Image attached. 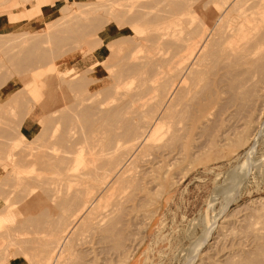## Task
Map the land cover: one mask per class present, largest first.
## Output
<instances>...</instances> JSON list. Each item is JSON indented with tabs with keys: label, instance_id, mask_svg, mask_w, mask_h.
<instances>
[{
	"label": "rangeland",
	"instance_id": "1",
	"mask_svg": "<svg viewBox=\"0 0 264 264\" xmlns=\"http://www.w3.org/2000/svg\"><path fill=\"white\" fill-rule=\"evenodd\" d=\"M147 1L148 2L150 1L148 3V6H150V8L147 6ZM163 1L165 2V4L162 5V3H164ZM163 1L162 0H159V1H157V0H155V1L154 0H59V1L58 0H55V1L54 0H0V131H1L0 136L3 135V136H5V138L7 136L6 139L3 136L0 137L1 138L0 141H2L1 142L2 144L0 143V145H1L0 148L1 147L4 148V149L1 148L2 151H0V152H4V154L1 153L0 155H2L6 160V156L8 155V152L11 153V156H10L11 161L9 160L8 162L7 161L5 162V160L4 161L2 160V163L0 162V187H1L0 188V217H1L0 224L2 225V227L0 225V264H33V263H35L37 261L36 259H39V257H40L39 255H41L40 253H43L42 249L45 245L44 242L47 241L48 235H50L49 232L55 231V227H57V224L53 223V222H57V218L54 219L55 218L54 215H56V217H57V215L60 212V208L62 207L61 204L63 202L60 204L59 200L63 199V197L65 198V194L63 192L65 190L64 187L68 186L67 191H69V190H71L69 188H72V190L76 189V188L74 189L73 188L74 186H71V185L74 184V185H76L75 187L78 186L77 181H76L77 177L74 178V180L76 179L75 181L73 180L74 183H73V181H72V183L70 182L71 185L69 183L67 184L68 180H66V181L63 180L64 182H66L65 183L66 186L63 187L64 190L62 191V190H60V189H62V186H63L62 182H61L62 179L60 181L58 173L56 171H52L53 168H50L48 165L47 166H44V165L39 166L38 164H37L38 167L42 168V169H38L37 165L35 166L37 169H35V167L33 169L28 167L29 162L26 159L28 157V156L26 157L27 154L32 153V152H34V154L36 153V155L39 153V156L43 153L46 154V152H47V154L48 153L52 154V153H54L53 151H55L53 148L54 147L58 148L60 146L59 144L62 143V137H63L62 135L60 137L58 136L59 138L57 137L58 138L56 141L57 143L55 141H54L55 143H53V141H52V143L47 142L48 141L47 139L51 138L49 136V134H50L49 131H46L49 129L45 128V131L49 133L48 137H47L45 135L46 132L43 130V128L46 126L45 125L46 123L51 125L50 128L53 127L54 122L52 121V124H53L52 125L51 124V117H50V116H52L51 112L56 109L55 110L57 112L56 117L53 116L55 118H57V116H59V115L65 116L66 112L67 113L72 112L71 115L73 114V117L75 119L79 114L83 115L82 117L80 115H79V117H77L78 119L80 118L82 121L80 119L79 120L77 119L78 121L76 120V122H75V119L71 118V120H69V124H71L70 122L72 120H73L72 121L73 125L77 124V126H74V128L72 127L71 132L73 133V138H75V140H77V138H82L80 140L78 139L79 141L76 142L77 143L76 147H81L83 145L84 146L83 148L86 151L82 152L81 154L83 155V157L85 159H88L89 156H92L93 151H100L102 148H100L99 150H97V149L99 147L103 146L102 145L103 143H102V141L100 142V140H103L104 138L99 139V135H97V132L95 131L96 127L105 121H108V123H110V124L117 123L119 120V119L117 120L118 117L113 116L114 115L113 113L116 109H118V112H120V114L122 112L123 114L127 115L126 118L128 119V115L131 117L132 110H135L133 108L136 106L138 107V105L144 100V97H146L145 99H147V100L143 101L141 103L142 104L141 106L139 105V109H141V110L136 109L135 114H136V116H138V114H140V113H142V115H143L148 111V110L146 112L142 111V108L144 107V105L146 106V102L149 100L148 98L150 97V95L147 97V94H149V91L152 90L151 87L149 86L150 83L156 84V82L147 81V82H149L148 86L150 88L147 87L148 89H146V90H149V91H147L145 96H142V98H138V97H140V96H138V94L140 93V95H141V91L144 92V90H145V89L140 90V87L138 86L139 85L138 83L143 78V77H141V79H140L139 77L142 75L145 78H147L149 76H153V74L151 75V73H150L151 70H149L150 72L148 71V69L152 68L151 63H153L152 65L154 66L155 63L158 62L159 58L163 59L164 57H166L165 55H167V53L171 54L170 51H172V49H173L172 46H169L172 48V49L170 48V50L166 46L171 45L173 43L177 44V43H175L176 41L174 39H177V42H178L179 38H183L182 36H184V38L188 37V35L192 34V32H190V31H193V29H194V31H193L194 33H198L202 28H206V27L209 28V22L211 21L210 22V25H211L212 20H211V17H209L208 12H207V10L210 9L208 7L211 6L212 7L211 10H213V11H215V9H217V8L221 9V7L217 4H215V5L218 7L214 6V2L212 3L211 0L208 1L209 4L207 6H205L206 5L205 3H207V0H178V1L175 0V2H177V3H174L173 2L174 0H168V1L163 0ZM166 1L168 4H166ZM202 1H206V2H202ZM218 1L220 2V0H218ZM236 1H238V0H236ZM239 1H241V0H239ZM244 1H246V2L244 3ZM250 1L254 2V0H242V2H240V5L243 3L241 6L243 7L245 5L243 8L247 9V6L249 8V6L252 5V4H250ZM257 1H264V0H257ZM46 2H48V5L45 7H43V6L41 7V5H44ZM160 2H161V4L157 5V3H160ZM178 2L181 4L183 3V6H181L180 9L176 11V7H179V6H177L179 4ZM200 2H202L204 7H206L207 9L206 8L201 9V7H200L201 3ZM150 3L152 5H154L155 7L152 6ZM194 3H197L196 6ZM49 4H51V5H49ZM171 4L172 5L177 4L175 6V10H173L174 6H172ZM145 5L149 11L147 9H146L147 11H145V8H144ZM169 5H171L170 7H172V10L170 8H169V10L167 9ZM198 5H200V6H198ZM203 5H202V7H203ZM132 6L136 7V8H133ZM29 7H30V10H25L26 8H29ZM139 7H141L142 9H140ZM164 7H166V8L164 9ZM198 7H199V10H198ZM151 8H153V10ZM159 8L161 9V12H163V14L160 13ZM162 8H163V11H162ZM190 8H191V10H190ZM213 8H215V9H213ZM135 9L138 11H136ZM155 9H157V10H155ZM132 10H134L135 12ZM154 10H155V12H154ZM166 10L169 11V13L168 12L167 13L169 15H171L172 17L166 13ZM188 10L192 11V13L190 11H189L190 13H188ZM197 10L199 12L195 13V11H197ZM202 10H203V14H201ZM247 10H249V9H247ZM250 10L251 11H249V12H246V11L245 12L246 13H250V12L252 13V10L257 11V9H255V8H251ZM126 11H128V12H126ZM131 11L133 12V14L131 13ZM139 11H140V13L138 14ZM150 11H151V13H150ZM173 11H175V12L173 13ZM145 12H146V15L141 16V14H143V13L145 14ZM171 12L175 15H173ZM122 13L123 14L125 13L124 16L121 15ZM128 13H130V16H133L134 14H136V15H134L135 19L131 18ZM148 13H150V14H148ZM152 13H154V15ZM158 13L160 14V16L162 15V18H160V16L158 17V15H159ZM185 13H187V14H185ZM234 13H236V11ZM164 14H167L168 16L164 15ZM148 15L149 16L151 15L150 18ZM200 15H202V16H200ZM120 16L121 17L123 16L124 18L127 17L128 19L130 18L127 21V23H129V24L125 25L127 18L125 20L123 17H122L123 19L120 18ZM164 16L166 18L167 17H169V18L166 20L164 18ZM188 16L189 17L191 16V17L189 18ZM203 16H206V17L204 19H200V18H203ZM142 17H144V18H142ZM145 17H147L146 18L147 20H150L151 18H154L151 20H155V18H156V20H158V18H159L160 21L159 20L156 22L153 21V24H151L152 23L151 21H147V22H151V23H147L146 20L143 21V19H145ZM97 18H98V20H97ZM113 18H115V19H113ZM180 18L182 19V21H184L183 25H182V22L180 21L181 20ZM192 18H193V20H192ZM162 19H164V21ZM197 19H200L201 21H203V22H201L200 20L198 21L199 25H200V23H202V26L200 25L199 31H196L197 30L196 28L199 27L198 24H197L198 26L195 25L197 23V21H196ZM94 21H96L95 24L93 23ZM117 21H118V23H119V21L122 22V24L124 22L125 23L123 25L119 23L120 24L119 25V24H117ZM84 22L89 28L85 27ZM88 22L90 25L87 24ZM189 23H192V25L191 24L189 25ZM80 24L83 26H80ZM91 24L93 25V27H91ZM145 24H148V25H145ZM193 24L195 26H193ZM178 25H180V26H178ZM220 25H222V24H220ZM76 26L77 27L80 26V27L77 28ZM189 26H191V27H189ZM218 26H216L217 29H218ZM69 27H71V28H69ZM97 27L98 28L100 27L99 29H97L98 31L96 30ZM193 27H196V28H193ZM220 27L222 28V26H220ZM82 28H85L83 30V35L87 34V36H85V37L90 38L88 36L93 37L94 34H95L94 36L97 37V38L91 37L90 40L89 39L87 40V38H86L87 42L84 40L85 39V37H84L83 42H85L86 45L88 44L87 46H89V44H91L93 41L99 40V39H100L99 40L100 43H99V41H98L99 44H96L93 42L95 46L91 44L92 45L91 47H93V48L92 49L90 47L87 48L86 45H84V43L81 42L82 41L81 37H83ZM86 28H87V30H86ZM92 28L95 30H91ZM190 28L191 29L193 28V29L191 30ZM221 28L216 30V32L218 31L217 33L219 34L218 38L220 36L221 37L223 36V32L221 35L219 32L220 30H222ZM74 29H76L74 31L75 33H72ZM79 29L81 32H79ZM109 29L113 30L114 34L110 37H107V36H105V33H106V30H109ZM134 29H135V31L132 32V30H134ZM166 29H167V31H166ZM174 29L175 30L177 29V30L174 31ZM181 29H184V30H181ZM185 29H187L189 32L188 31L186 32ZM178 30L180 31V33L183 32L184 34L183 33L180 34ZM77 31H78L79 37L77 35ZM92 31H93V33L95 31V33L93 34ZM168 31H169V33H168ZM152 32L156 36H154V35L151 36L150 34ZM162 32H164V33L166 32L165 34H163L164 36L161 34ZM185 33L187 36L185 35ZM187 33H189V34H187ZM47 34L50 35V38H49V35H47ZM133 34H136V36H134ZM157 34H160V35H157ZM173 34L175 36H178V37L176 38ZM251 34H252V32L248 33L246 35V37L251 36ZM147 35H149L148 38L149 37L153 38V36H154L155 38H157V40L151 39V38L148 39ZM216 35L217 34L213 35L214 38L216 37ZM57 36H60V37H57ZM131 36L135 37V39L134 38L131 39ZM140 36H142V37H140ZM168 36H169V38H168ZM172 36L175 38H173ZM55 37L57 39L60 38L62 40L61 41H60V39L57 40ZM116 37H118V38H116ZM122 37H125L126 39L130 38L129 40H131V41L133 40L132 42H134V44H132V42H131V47H129L130 43H128L129 41L127 42L128 39L127 40L125 38L122 39ZM138 37L140 39H142V42L139 43V44L142 43L141 46L136 44L137 42H139ZM144 37L146 38V40L148 39L150 41V39H151L152 41L153 40L154 41L156 40V41L154 44L151 43L152 41L151 42L148 41V43H147V41H145ZM158 37H159V39L161 38L160 40H162V41H160L158 39ZM166 37L168 40L166 39ZM47 38H49L50 40ZM114 38H116L117 40H115ZM214 38H212V39H214ZM218 38L216 40L214 39L215 41L213 40L214 44L215 43L221 44V41H222L221 39H223V38L220 39L221 40L220 42H218L219 41ZM112 39H113L112 43L114 46L111 45L108 49H113V48L115 49L117 47L116 49L118 51L116 53L118 54L120 52L121 48L123 49V47L124 48L127 47V49L125 48V49H123V51L121 49L123 55H124V53H126L124 51L127 50L126 56H123L121 53H119V54L123 58L127 57L129 60L125 61L124 60L125 58H124V59H121V61H117V60H119V59H117L116 60L117 62H114L116 58L111 59V61H110V59L109 60L106 59V57L108 55L107 44H109L108 41H110V40L112 41ZM169 39H171V40H169ZM172 39L174 40V42L172 41ZM91 40H92V42H90ZM121 40H123V43ZM136 40H138V41L136 42ZM211 40H210V38L208 40V42L210 41L209 43H211V44L208 43L209 47H207V52H208V50L211 52L212 49L214 48L216 50V51H214V49H213V51L215 53L216 52L218 54L223 53L222 51L220 52V50H222V48H220V50H218L219 49L218 47L220 45L214 46ZM54 41H55V43H54ZM88 41H89V43H88ZM124 41H126V42H124ZM168 41L170 43L167 45L166 42L168 43ZM160 42H161V45L159 44ZM80 43H81V45H80ZM143 43L147 44L146 48H144ZM150 43L153 46L154 45H156V46L153 47L152 45H150ZM33 44H35L37 46H35ZM165 44H166V46H164ZM29 45H31L30 46L31 48L29 47ZM32 45L36 49L33 48ZM54 45H56V47ZM73 45L75 47L74 49H73ZM134 45H135V47H134ZM69 46H71V47H69ZM139 46L141 48L143 46L142 50L139 48ZM150 46H152V48ZM221 46H222V44H221ZM68 47L72 48V50L69 49ZM80 47L83 50H81ZM56 48H59V49L55 51L54 49H56ZM129 48L130 49L133 48V50L131 51ZM154 48L156 51L153 50ZM164 48H166V51L163 50ZM216 48H218V49H216ZM248 48L249 47H247V46L246 47L243 46L241 49H239L238 51H235L232 55L228 56L227 59L226 58H219L220 56L224 57L223 54L222 55L220 54L219 56L217 54L218 59H216L215 56H213V55L207 54L206 57L209 56V57H207L208 59L205 57L206 60L204 59L202 62V65H199L200 66L199 69L203 71L201 73L202 77L200 74L199 75L197 74L198 79H200V80H198L195 78L196 77V74H195L194 75L195 77L194 76L193 77L196 79V81L194 79H192L193 77L191 78L192 80H194V82H196L198 84H194V86H191L192 80L190 79L188 81V82H191L190 91L193 92L194 94L190 93L189 87H188L187 91L183 90V92H186V93H184L185 97L183 98V96H182V98L184 100L186 99L187 103L190 102L188 104V106L185 105L184 107H182L180 105V101H182V99L180 98V100H179V97H180L179 95L183 94V92L180 93L178 95V97L176 98L179 100V101L176 100L177 102H179V103H176V104H178V105H176L177 107L175 106L177 109L176 113H178L181 116L175 114L177 116L174 117L175 118L174 120L177 121V124L175 123L176 121L173 120L172 123H174L175 125L172 124L173 126L171 128L173 129L175 126H177V128H179V130L181 131V132L179 131L178 134L176 135V137L178 139L177 138L176 139L174 138V140L172 139L173 142H171L170 139H169L170 141L167 139L168 142H167V140L165 142L164 140L162 141L161 139L153 140L152 142L155 141L153 143V144H155V146H153L154 148L153 147L151 148V151H149V153L151 152V154L148 153L149 155L147 156L146 159L150 158V156H151V158H153L152 161L156 160V162L159 163V158H160L159 156L162 152V151H160L159 147H160V145L161 146L163 145L162 146V148H163L165 145L164 142L168 143L167 145H165V146H167L166 149L167 148H169V149L175 148L177 151H179L180 156L179 155H177V157L174 156L175 158L167 157V158H165V160H164V158L161 157L162 159H160V160H163V161H161L160 165L165 167V164L170 162L172 167L168 166L167 167L168 170L166 171V173L159 179V183H160L159 188L162 187V185H164V187H163L164 189L162 188L163 191L160 190L162 193H161L160 199H158V201L154 202L152 200V198L154 197V195H153L154 190L153 189L150 190V195L151 194L152 195L151 196L149 195L150 198H147L146 202L150 201V203H152V202L153 203L150 204L149 202L148 203L145 202L146 207H145V209L143 208V211H142L143 213L141 214V216H143L144 214L147 215V212L149 210L152 211V213L148 212V214L149 215L151 214L152 216L149 217L147 220V225H146V228L144 229L143 236H140L142 234H141V228H139V227H141L142 224L140 225L138 223L137 225L139 227L137 226V228H134L133 229L134 231H132V234L128 237L129 239H127L125 241V245L123 248V250H124L123 254L124 253L126 254V252L131 253V257L129 258V260L127 261L126 264H234L232 262H236V261L237 262L239 261L240 264H253V263L254 264H264V56H262L261 59H257V60L255 58V60H253L254 63H251V61H249V55L247 54ZM28 49L30 50V51H28L29 54L26 51ZM40 49H43L44 52ZM45 49L48 52H50V51H52V52L47 53ZM66 49H67V52L64 51V54H62L61 53L62 50H66ZM68 49L70 51H68ZM145 49H148V50L151 49L150 50L151 53L153 50V51H155L156 54L154 52L151 54L150 51L149 52L147 50L145 51ZM157 49H158V51H157ZM159 49H161L163 52ZM143 50H144V52H143ZM130 51H131V53H130ZM81 52H83V53H81ZM159 52L163 53V54H159ZM52 53L53 54L57 53V55L59 53H61V54H59L60 56H57V55H52ZM261 53H262L261 55L264 54L263 52H261ZM141 54H143V55H141ZM26 55L30 58H28ZM45 55H47V56H45ZM120 55L117 57L119 58ZM144 55L151 56V57H149L150 59L147 57L148 60L145 56L146 60L150 61V62H151V58H154L156 55H159V56L161 55V56L160 57L157 56L158 58L156 59L155 63L153 62L155 59H153L152 62L150 63V66H148L149 68L147 67V69H146V66L149 64L143 58ZM153 55H155V56L153 57ZM23 56L25 57V59ZM44 56L46 59L43 58ZM132 56L138 57L137 62H136L138 65H140V63L142 64L143 60H145L144 63L145 62L147 63V65L145 64V67H144V65L143 66L140 65L141 68L144 67L143 69H141L140 66L138 67L139 70H143L142 72L140 71V73L142 75L139 72H138V74L140 76L135 75V76H138L137 79H139L138 80L139 82H137L138 85H135V87H134V84H136L135 82L137 80H136V78L134 79L133 77L131 78V80L129 79L130 82L125 85V87L128 89V90L126 89L127 94L128 93L130 94L133 91L131 88H135L134 90H136V86L138 87L137 89L140 90L139 93L137 90H136V92L135 91L134 92L137 95L136 101H138L139 103H136V101H134V99L131 100V96L136 97V95L133 94L134 92L131 93L132 95L130 94V100L131 101H129L128 97H127V96H129V94L127 96H124V95H126V93H123V91H125V87L122 86L123 87L122 88L121 86H118L120 88L113 87L114 89H111L112 86L109 85V84H111L110 80L105 85H101L100 83H97V84H94L90 88L87 87V85H85V84L87 82L88 83L93 82V81H91L93 79H89L90 82H89V80H86L87 82L85 80H83V82H82V80H81V82L83 83V86L85 85V87H82V83L79 81L80 82L79 84H81V87H82L81 89L78 88L80 86H78V83H76V82H78L77 79H76L75 85L71 84V83H73L72 79L73 80L75 79V78H73L74 75H76L75 77H77V74L79 73L78 75H81L82 72H83L82 74L84 75L85 73H87L90 66L93 65L94 63H95V65H94V76H96V77L100 76V77H102V79H108L107 76H108V70L109 69L111 70L114 67L113 68L114 72L117 73V72L121 71L122 70V69L120 70L121 67L119 66L117 68V66L120 64L123 65V63L127 64V63H129L130 60H131V63L134 60L136 61L137 57L133 59ZM140 57H142L141 58L142 62L139 61ZM213 58H215V59H213ZM258 58H260V57L258 56ZM43 59H45V61ZM49 59H52V61H50ZM162 59H159V60H162ZM46 60H49V62H51V64H53V65H49L50 63L48 61L47 62L49 64L46 63ZM207 60H208V62H207ZM213 60H215V62H212ZM107 61L109 63H112V62L116 63L115 64L116 68H115V65L113 63H112L113 67L112 66H109V68H108V66L105 67L104 64ZM108 62H107V64L109 65ZM24 63L26 65L29 64L31 66H29V65H28L29 67L25 66ZM45 63L48 64V67L49 66L53 67V71H55V72H53L52 75H50L48 73V72H52L50 67H49L50 69L48 71V67L46 66L48 72L45 70L46 68L43 69L44 71H41L43 64H45ZM118 63H120V64H118ZM136 63L133 62V65ZM159 63H160V61L158 62V65H159ZM40 64H42V66H40ZM125 65H123V66H125ZM129 65L131 66V64H127L126 66L128 67ZM209 65L211 66L210 68H209ZM87 66H88V68H87ZM39 67H40V72H42L45 76L44 75L42 76L41 73H37L39 71V69H38ZM155 67H156V65H155ZM155 67H153V68H155ZM232 67L235 69H233ZM124 68H123V70H127L126 68L125 69ZM129 68H131V67H129ZM228 68H230V69H228ZM231 68H232V70H231ZM69 69H72V70L70 71ZM117 69H119V70H117ZM144 69H146L147 75L144 73V71H145ZM204 69H205V72H204ZM207 69H209L208 70L209 72L207 71ZM225 69H227V71H225ZM56 70L61 71V72H64V71L66 72L67 70L69 71L67 74H64L66 77H64L63 80H61L62 77L59 79V82L61 80L62 84L59 82L57 84L54 83L53 78L57 77L56 73H58ZM33 71H35V72L37 71L36 74H39V76L38 75L36 76V74L33 75V73H35ZM84 71H86V72H84ZM135 72H137V70ZM199 72H201V71H199ZM46 74L50 77L52 76L51 77L52 82L50 80V77L45 78L47 76ZM148 74H149V76H148ZM31 75L36 76V77L31 78L32 77ZM59 75H61V74H59ZM133 76H134V74H133ZM37 77H39V78H37ZM79 77L80 76H78L79 80L82 79ZM40 78H41V80H40ZM4 79H6V80H4ZM30 79H31V81H30ZM46 79H48V80H46ZM66 80L68 82H69V80H71L72 82L70 81V83H68ZM133 80H134V82L132 85L131 81H133ZM55 81H56V78H55ZM63 81L70 84L71 88L69 89L70 85L65 87L67 85V83H65V86H64ZM147 82L145 84H147ZM36 83H39V84H36ZM51 84H54V85H51ZM35 85L37 86L38 89H36L34 87ZM50 85H51V88H50ZM56 85H58L59 87ZM62 85L65 87V89L67 88L68 90L67 89L65 90L64 87H62ZM72 85L74 86V88L75 87H77V88H75L73 90ZM188 85H189V83H188ZM54 86H55V88H53ZM104 86H105V89H107L106 86H108V90L111 89V90H109V92H111L112 90H114V91H112L111 93H107L108 90H107V92L105 90H98V88L104 89ZM130 86H132V87L130 88ZM20 87H22V88H20ZM192 87H193V89H192ZM196 87H198L197 88L198 90L196 89ZM19 89L20 90L22 89V90L20 91ZM33 89H35L34 93H33V91H31ZM44 89L46 91L48 90L49 93L45 92ZM53 89H55V90H53ZM191 89L194 91H192ZM94 90L97 93V94H95L96 97L93 95ZM195 91H196V93H195ZM39 92L41 94L44 93L42 95V97H41V94ZM116 92L117 93L120 92L121 94L122 93L124 94V95L122 94V96H121L122 101L119 98L120 97L119 94H117L119 97L116 96ZM143 92H142V94H144ZM188 92L191 94V96L188 95L189 94ZM59 93L62 94V96H60ZM89 93H91L93 95V97H95V98L93 99L92 95H89V99H88L87 96ZM99 93H100V96L98 95ZM103 93H105L106 95L108 94V96H109V97L107 96L108 99H105V96L103 95ZM15 94H17L18 96ZM36 94L39 96H37ZM110 94H111V96H110ZM152 94H154V93L152 92ZM20 95L22 96V100H21ZM35 95H36L35 98L38 97L36 99L37 102L34 101L35 99L33 98ZM50 95H52V96H50ZM85 95H87L86 96L87 99L84 98ZM192 95L194 96L193 98H192ZM57 96H60V97L57 98ZM103 96H104L105 102L102 101ZM18 97H19V99H18ZM39 97H41V98H39ZM64 97H68V98H64ZM80 97H82V98L79 99ZM115 97H116V99H118V101L115 99ZM186 97H188V99ZM189 97H190V101L188 102ZM53 98L54 99L56 98V99L54 100ZM83 98L85 100H83ZM191 98L193 100H191ZM32 99H34L33 101L35 103L32 102ZM67 99L71 100V101H68ZM74 99H76V101L79 102L78 103L79 107L81 105L83 106L84 101H85V103L87 102L86 104L88 107L87 106H85V107H87L88 109L83 107L84 109L81 108L82 111H81V109L79 111V109L75 107V106H77V103H76V101H74ZM91 99H93V100H91ZM89 100H90V102L93 101V103H95L97 101L96 103H98L97 105L99 106V108H101V107L105 108V109H101V110L99 109L101 112H103V110H104V112L106 113L105 110L107 109V107H109L107 105H110V104H111L110 105L111 107L109 109L110 112L113 109V105H115V108H114L115 110L113 109L111 114L110 113L107 114L109 112V110H108V112L106 113L107 115L105 113L100 112L101 116L105 115L103 120H101L100 113L98 112L99 110L96 111L94 109L95 105L93 106L89 102V104L92 105V108L95 111L91 107H89L90 106V105H88ZM113 100L115 102H118L117 103L118 105L116 103L113 104L114 103ZM23 101H26V102H23ZM108 101H110V103ZM112 101H113V103H112ZM119 101L121 103H119ZM148 102H147V104H148ZM73 103L75 104L74 107H73V105H74ZM126 103H128V104L126 105ZM65 104H67V106ZM71 104H72V107H71ZM123 105H125L126 107ZM30 106H31V109H30ZM64 106H66V107H64ZM98 106L96 107V109L98 108ZM147 106H149V105H147ZM178 106H179V108H178ZM5 107H7L8 110L5 109ZM58 107H60V109L63 108V110L62 109H61L62 111L59 110ZM69 107H71L72 109L75 108L76 110L75 109L71 110V108L69 109ZM120 107H122L124 110L119 111ZM65 108H67V110ZM89 108H90V110H89ZM145 108L149 109L147 107H145ZM28 109H30V110H28ZM77 109L79 112L77 111ZM85 109H87V110H85ZM198 109H200V110H198ZM137 110H139V112L140 111L141 112L137 113ZM143 110H144V108H143ZM179 110H180V113L181 112L182 113L185 112V113L180 114ZM26 111H27V114L25 113ZM75 111L78 112V113L76 112V115H74ZM91 111L96 112L97 114L94 113L95 115H93V113ZM61 112H64V113L61 114ZM89 112L92 113L91 116H90ZM143 112H145V113H143ZM58 113H60V114L58 115ZM83 113H85V115ZM129 113H131V114H129ZM43 114H44V116H43ZM87 114H88V116H87ZM98 114H99L100 119L98 118ZM71 115L69 114V116H68L69 118L65 116V119H63L64 118L63 117L62 119L64 121L62 120L63 123L61 122L58 125V128H60L61 125H62L61 126V128H62L63 125L65 124L64 122L66 121V119L68 120V119H70V117H72ZM96 115H97L96 119L98 118L99 120H97V123H95L94 125L93 124L90 125V122L96 121V120H94ZM150 115H151V113H150ZM40 116L43 117V121L46 118V120L44 121L45 124H43L44 123L43 121H42V124L36 123L37 122L36 117H40ZM136 116H133L134 118L132 117L131 121L136 119L137 118ZM139 116L141 117V115H139ZM139 116H138V118H139ZM47 117H49L50 119H48ZM53 117H52V120H54ZM6 118H7V120H6ZM18 118H20L21 121ZM1 119L2 120L4 119V120L2 121ZM17 119H18V121H17ZM198 119H199V121H198ZM84 120H85V122H84ZM115 120H117V121L115 122ZM180 120H181V122H180ZM182 120H183V122H182ZM192 120H193V122H192ZM6 121H7V123H6ZM16 121L18 123H16ZM46 121H48V122H46ZM81 122L83 123V125ZM184 123L187 126H185ZM79 124H80L81 128H80ZM84 124L86 125V127ZM7 125H8V128H7ZM14 125H17V126H14ZM42 125H44L43 128L41 127ZM65 125H68V123H66ZM9 126H11V128H9ZM91 126H92V128H91ZM88 127L90 128V130ZM183 127H185V128H183ZM38 128H40L39 130L42 129L41 132L38 131ZM180 128L182 130L186 129L185 132H184V130L182 131ZM5 129H7V130H5ZM15 129L18 131H16ZM62 129H64V128H62ZM62 129H58L59 134H60V130H62ZM84 129H86V130L84 131ZM2 130H5V131L2 132ZM12 130H13L14 136L12 135ZM78 130H80L81 133L83 131L84 134L83 133L81 134ZM168 130H170V128ZM19 131L21 132L22 136L19 134ZM74 131H76V133H74ZM5 132H7V133H5ZM77 132H79V133H77ZM8 133L10 135V138L8 136ZM38 133H41L40 136H42V137H40V140L42 138L41 145L39 144L40 140H38V136H37ZM43 134H44V137H47V138H44ZM181 134L183 137L181 136ZM178 135H180V136H178ZM32 136H34L35 138H31ZM11 137H12V140H11ZM73 138L71 140L74 141ZM4 139L7 141V143ZM43 139H46L45 142ZM59 139H61L60 140L61 142L58 141ZM179 139H180V141H179ZM29 140L30 141L33 140V142L29 143ZM51 140H53V139H51ZM54 140H56V137L54 138ZM159 142H161V143H159ZM162 142H163V144H162ZM178 142L181 144H179ZM3 143H5L6 146ZM26 143H27V145H25ZM31 143H32V145H31ZM48 143H49V145H47ZM99 143L100 144L102 143V144L100 145ZM21 144L22 145L24 144V145L22 146ZM29 144L31 145V147ZM35 144L38 145V147ZM97 144H99V147ZM156 144H158L159 146H157ZM50 145H51V147H46V146H50ZM61 145H65V144H61ZM168 145H169V147H168ZM39 146L43 147V148L41 149ZM29 147L33 150V151L31 150L32 152L30 151ZM32 147H34V149ZM35 147H36V149H35ZM95 147H98V148H95ZM20 148H22V149H20ZM27 148H28V150H27ZM57 148H56V151L57 150L60 151V149H62L61 146H60V148H58V149ZM156 148H157V150H156ZM19 149L21 151H19ZM23 149H24V151H23ZM102 151H100V152H102ZM154 151H157V152H154ZM40 152H43V153L40 154ZM15 153L16 154L18 153V154L16 155ZM96 153H95V155H97V158L96 157L95 158L98 160L95 161V159H92L95 156L94 154H93L94 156H92V158L90 157L93 161L91 159L89 160V161L93 162L94 165H98L101 162V158H99V155H98L99 153L98 154H96ZM156 153H157V155H156ZM158 153H159V155H158ZM45 154H44V156L43 155H41V156H43V157H49L50 156V155L45 156ZM103 155L105 156V153L102 152L100 157L101 156L104 157ZM154 155H156L157 158ZM86 156H87V158H86ZM0 158H1V156H0ZM21 158L23 161L21 160ZM13 159L16 160L17 162L13 161ZM45 159H47V158H45ZM99 159H100V162H99ZM177 159H179V160H177ZM91 162L88 164L90 165ZM153 162H155V161H153ZM2 164H3V166H2ZM17 165H18V167H17ZM87 165L85 166L86 168H88V167L94 168L95 167V166H93V164H92V166H87ZM23 167H24V172L22 169ZM26 167L28 168L27 170H25ZM20 169L22 170V172H20ZM46 169H47V172H46ZM30 170L33 172H31ZM35 170H37V171H35ZM85 170H88V169H85ZM27 171H30V172H27ZM80 171H82V169ZM25 172H27V174ZM37 172H39L40 174H38ZM44 172H45V175H44ZM53 172H55V174ZM34 173L36 175H34ZM42 173H43L44 179H43ZM17 175H19V176H17ZM39 175H40V177H39ZM20 176H21V178H18ZM23 176H24V179L26 178L25 179L26 181H28V179H29L30 182L29 181L26 182L25 180H23V178H22ZM29 176H31V177H29ZM38 177H39V179H38ZM17 178H18V180H16ZM36 178L38 179V181ZM55 178H56V181H55ZM31 179H33V180L31 181ZM34 179H36V180H34ZM40 179H41V181H39ZM20 180H21L22 184H21V182H19ZM22 180L24 181L25 184L23 183ZM12 181L14 182V185H13ZM69 181H71V180H69ZM10 182H12V183H10ZM31 182H33L34 184L32 183L33 184L32 185ZM42 182L45 184H43ZM60 182H61V184H60ZM19 183H20V186H17ZM56 183H58V184H56ZM1 184H3V185H1ZM23 184L25 185V186H23V189L25 191L22 190V187H21ZM35 184L38 185V188L37 187L35 188V186H34ZM53 184H54L55 188H54ZM10 185H11V187H9ZM27 185L31 188H29ZM30 185H32L33 187ZM39 185H41V186H39ZM42 185H44V186H42ZM47 185L49 188H52V186H53V188L49 189V188H47ZM8 187H9V190H8L9 192H7V190H5V189H8ZM26 188L30 191L28 192ZM17 189L21 192H19ZM32 189H33V191H32ZM48 189L52 190V191H49ZM53 189L54 190L56 189L55 194H57V197L55 196V194H53L54 193ZM57 190H59L58 191L59 193H61V194L63 193L62 195H64V196L61 197L59 195V193L57 192ZM12 191L14 193H15V191H17L19 194L18 193L14 194ZM48 191H49V193H47ZM60 191H62V192H60ZM30 192H31V194H30ZM50 192H52V195ZM65 192H66V190H65ZM12 193L14 194V197L12 196L13 195ZM27 193H29V194L26 195ZM47 195H51V196H47ZM3 198L5 200H3ZM48 198H49V200H48ZM13 199H14V201H13ZM18 200H20V201H18ZM54 200L55 201L57 200V201L55 202ZM9 201H12L13 205L8 203ZM15 201H16V204H15ZM17 201H18V203H17ZM53 201H54V204H53ZM4 203L6 206L4 205ZM56 203H58L60 205H58ZM54 205H56V208ZM7 206H8V208H7ZM51 206H53L54 208ZM47 208H48V210H47L48 212H46ZM2 209L4 211H2ZM54 209H55V212H54ZM57 210H59V211H57ZM145 210H146V212H144ZM7 211H9V212H7ZM153 211H155V212L153 213ZM5 213H9V215L5 214ZM55 213H57V214H55ZM26 216H27V218H26ZM29 216H30V218H29ZM32 216L35 218H32ZM53 216H54V218H53ZM2 217H3V220H2ZM51 218L54 219V220L52 219L53 222H52ZM22 219L26 220V221L24 222ZM20 224H22V225H20ZM53 225H54V227H52ZM18 226H19V228H18ZM52 228L54 230H52ZM135 230L136 231L138 230L137 231L138 233L135 232ZM206 232H208L207 236L204 234ZM203 237H204L205 241L203 242L202 246L195 253H193L195 251L197 241ZM45 238H46V240H45ZM126 245H127V247H126ZM44 249H45V247H44ZM78 249L80 250V248H78ZM76 253H78V252H74V254H76ZM76 255H78V254H76ZM119 258H120V256L117 257V259H116V257H115V259L113 258L112 264L114 261H115L114 264H120L121 258L120 259ZM237 262L235 264H238Z\"/></svg>",
	"mask_w": 264,
	"mask_h": 264
},
{
	"label": "bare ground",
	"instance_id": "2",
	"mask_svg": "<svg viewBox=\"0 0 264 264\" xmlns=\"http://www.w3.org/2000/svg\"><path fill=\"white\" fill-rule=\"evenodd\" d=\"M155 1V0H154ZM157 1H159V0H157ZM163 1V0H162ZM168 1V0H167ZM167 1H166V4H168L167 3ZM178 1V0H177ZM208 1H210V0H207V3H205L206 5L205 6H207L208 4H209V2ZM135 2V1H134ZM150 2V1H149ZM148 1H147V6H148V3H149ZM164 2V1H163ZM170 2V1H169ZM174 3H177V2H175V0L173 1ZM180 2V1H179ZM178 2V3H179ZM197 2V1H196ZM202 2H206V1H202ZM202 2H200L201 3V6L200 5H198V6H200L201 7V9L202 8H206V7H204V5L202 4ZM211 2L213 3L214 2V6H216L215 4H217V5H219L220 7H221V9L219 8H217V9H215V8H213V9H215V11H213V10H211V6L210 7H208V8H210V9H208L207 10V12H208V15H209V17H211V20H212V23H211V25H210V22H209V28H202L201 30L199 29L200 28V25L202 26V23H200V25L198 24V21L200 20V19H204L206 16H203V18H200V19H197L196 21H197V23L195 24V25H199V27H193V28H196L195 30L196 31H199L198 33H194L193 31H194V29H193V31H190V32H192V34L191 35H188V37H186L187 35H186V33H185V37L186 38H184V36H182L183 38H179L178 39V42H177V39H174L176 42L175 43H177V44H174L173 42H174V40L172 39V43L174 44H171V45H168L170 42L168 41V43L166 42V44L168 45V46H166V44L164 45V46H166L169 50H170V48L171 47H169V46H172V51H170L171 52V54H168L167 53V55H165L166 57H164L163 59L162 58H159V59H162V60H159L158 59V62L160 61V63H159V65H158V62H156V59L158 58L157 56H159V55H153V57L154 58H151V62H152V60L153 59H155L153 62L155 63V65H156V67H155V65L153 66L152 64L153 63H151L150 61H147L148 60V58L149 57H151V56H146V55H144L143 56V58L146 60V58H147V63L149 64V65H147V63L145 62L144 63V61L145 60H143V62L141 61V58L142 57H140L139 58V61L140 62H142V64L140 63V65H144V67H145V64L147 65L146 66V69H147V67L148 66H150V63H151V69H148V71L149 70H151V75L153 74V76H149V74H148V76L149 77H147V78H145L141 73H140V71L142 72L143 70H139V66L140 65H138L136 62H137V59H138V57L136 58V57H133V59L134 58H136V61L134 60V61H132V63H131V60L129 61V63H127V64H131V66L129 65L128 67L123 63V65H125V66H123L122 64H120V63H118V64H120V65H118L117 66V68L120 66L121 68H120V70L121 71H119V72H114L113 70V64L115 65L116 63H109L108 61V63H109V65L107 64V62L104 64L105 65V67H107L108 66V68H109V66H112L113 68L110 70H108V76H107V78L108 79H102V77H100V76H94V65H95V63L93 64V65H91L90 66V68L88 69V71H87V73H85L84 75L81 73V75H78L77 74V77H75L76 75H74L73 76V78H75L74 80L72 79V81H73V83H71V84H73V85H75V82H76V79L78 80V82H76V83H78V86H80V87H78L79 89H81L82 87H85V85H87V87H92L94 84H97V83H100L101 85H105V84H107L108 82H109V80H110V82H111V84H109V85H111L112 87H111V89H114L113 87H118V86H123V87H125V85L127 84V83H129L130 81H129V79L131 80V78L133 77L134 79L136 78V84H134V87H135V85H138L139 87H140V90H146V89H148L147 87H151V91H149V90H144V92L143 91H141V95H140V93H139V91L140 90H138L137 88V86H136V90L138 91V96H140V97H138V98H142V96H145V94L147 93V91H149V94H147V97L150 95V97L148 98L149 100V102H148V104H147V102H146V106L144 105V110H143V108H142V111H147L146 113L145 112H143V113H145V114H143L142 115V113H140L139 112V110H141V109H139V105L141 106L142 104V102L143 101H146L147 99H145L146 97H144V100L138 105V107L136 106V107H134L133 109H135V110H132V114L131 113H129V114H131V117L128 115V119L126 118V116L127 115H125V114H123L122 112H121V114H120V112H118V109H114L115 108V105H113V109L115 110L114 111V115L113 116H117L118 118H117V120H118V122L117 123H115L117 120H115V124H110V123H108V121H105V122H102L101 124H99L97 127H96V129H95V131L97 132V135H99V139L100 138H104L103 140H100V142L102 141V145L103 146H101V147H99V144H97L98 145V147H95V148H98L97 150H99L100 148H102L100 151H102L103 153H105V156L104 157H100V155L102 154V152H100V151H91L92 152V156H94L95 155V153L96 154H98L99 152V158H101V162H100V159H99V162L101 163H99L98 165H94V163L93 162H91V161H89L91 158H92V156H89L88 157V159H85L84 157H83V155L81 154L82 152H84V151H86L83 147V145L81 146V147H76V145H77V141H79L80 139H82V138H77V140H75V138H73V133L71 132L72 131V127L74 128V126H77V124L75 125H73L72 124V121L70 122L71 124H69V120H71V118H74L73 117V114L71 115V113H69L72 117H70V119H66V121L64 122L65 124L66 123H68V125H63V127L62 128H64V129H62L61 128V126H60V128H58V125L62 122V120L63 119H65V116L66 117H68L69 116V114L66 112V114H65V116H62V115H59L60 113H58V115L59 116H57V118H55L56 117V114H57V112L55 111V110H53L52 112H51V114H52V116H50L51 117V124H52V121L54 122L52 125H53V127H51L50 128V126L51 125H49L48 123H46L45 124V120H46V118H45V120L43 121V117H36V119H37V124L39 123V124H42V121L44 122L43 124H45L46 126L43 128V126L44 125H42L41 127L43 128V130L45 131V128L46 129H49V130H46V131H49V133L48 132H44L45 133V135L48 137V134H49V136L51 137V138H48L47 140V142H49V143H52V141H53V143H55L56 141H57V139L62 135L63 137H62V143H60L59 145L61 146V148L62 149H60V151H56V148L54 147L53 149L56 151H53L54 153H52V154H47V152H46V154L45 153H43V152H40V154L41 153H43V154H41V155H43L44 156V154H45V156H49V157H43V156H39V153L36 155V153L34 154V152H32L33 150L30 148L31 147V145H32V143H31V145H30V151L33 153H29V154H27L26 155V159H27V161L29 162L28 164V167H30L31 169H33L37 164L40 166V165H44V166H49L50 168H53V170L52 171H56L57 173H58V176H59V178H60V181H61V179H62V189H60V190H64L63 189V187L64 186H66L65 185V183L66 182H64V181H66V180H71V181H67V184L69 183L70 184V182L72 183V181L74 180V178H76L77 177V184H78V186L77 187H75L76 185H71V186H74L73 188L75 189V190H72V188H69V189H71V190H69V191H67L68 189H67V187H64L65 188V190H66V192H65V190L63 191L64 192V194H65V198L63 197L64 195H62L61 193H59L58 191L59 190H57V192L59 193V195L61 196V197H63V199H60L59 200V202H60V204H61V208L58 206V205H60V204H58V203H56V204H58L57 206L60 208V212H59V214L57 215V217H56V215H54L55 216V218H54V216H53V218L54 219H56L57 218V222H53V218H51V220H52V222L53 223H56L57 224V227H55V231H50L49 232V234L50 235H48V238H47V241L46 242H44V247H45V249H44V247H43V253H40L41 255H39L40 257H39V259H36L37 261L35 262V263H33V264H112V259L114 258L115 259V257H116V259H117V257H119L120 256V264H126L127 263V261L129 260V258L131 257V253H127L126 252V254L124 253L123 254V248H124V245H125V241L127 240V239H129L128 237L132 234V231H134L133 229L134 228H137V224L139 223L140 225H141V227H139V228H141V234L142 235H140V236H143V232H144V229L146 228V225H147V220H148V218L149 217H151L152 215L150 214H148V212L149 213H152V211H148L147 212V215H143V216H141V214L143 213L142 211H143V208L145 209V205H146V203H150V201H148V202H146V200H147V198H150V196L152 195H150V190H154V197L152 198V200L154 201V202H156V201H158V199H160V196H161V191H163V187H164V185H162V187H160L159 188V179L166 173V171L168 170V166H171V164H170V162L169 163H167V164H165V167L164 166H162V165H160V163H161V161H163V160H160V159H162V158H164V160H165V158H167V157H173V158H175V157H177V155H179V151H177L175 148H167L166 149V147L167 146H165V145H167L168 143H165L166 142V140L168 139H170L171 140V142H173L172 141V139L174 140V138L176 139L177 137H176V135L178 134V132L180 131L179 130V128H177V126H175L173 129L171 128L173 125H175L174 123H172V121L175 119L174 117L175 116H177V115H179L178 113H176L177 111V109H176V105H178V104H176V103H179V102H177L176 100H178V99H176L177 97H178V95L180 94V93H182L183 92V90L184 91H187V89H188V87H189V91H190V84H191V82H192V84H191V86H194V84H198V83H196V82H194V80L196 81V79H198V76H197V74L199 75H201V77H202V70H200L199 69V65H202V62H203V60L205 59V57H206V55L208 54V55H213V56H215V58L216 59H218L217 58V52L215 53L214 51H216L214 48V51H213V49H212V51L210 52L209 50H208V52H207V47H209L208 45L209 44H211V43H209L208 42V40H209V38H210V40L212 39V38H214V36L213 35H215V34H217L216 35V37L214 38L215 40L218 38V36H219V34L216 32V30H218L219 28H221L220 26H222V30H220L219 32H220V35L222 34V32H223V36L221 37H219L218 39H219V41L218 42H220L221 40V44H222V46H221V44H217V43H213L215 40L214 39H212L211 41H212V43H213V45L215 46V45H220L218 48H216V49H218V50H220V48H222V50H220V52L222 51L223 53H219L218 54V56L221 54H223L224 55V57H219V58H228V56H230V55H232L235 51H238L239 49H241L243 46L244 47H249L248 48V50H247V54L249 55V61H251V63H254L253 62V60H255V58H256V60L257 59H261V57L262 56H264V54L263 55H261L262 53L261 52H263L264 53V1H257V0H254V2L252 3L251 1H250V4H252V5H250L249 6V8H248V6H247V9H249V10H247L246 8H243L241 5L243 4H241L240 5V2H242V0L241 1H236V0H220V2L218 1V0H211ZM210 2V3H211ZM239 2V3H238ZM246 1H244V3H245ZM171 3V2H170ZM169 3V4H170ZM139 4V3H138ZM151 4V3H150ZM149 4V5H150ZM158 4H161V2L160 3H157V5ZM163 4H165V2L164 3H162V5ZM195 4V6H196V4L197 3H194ZM137 5V4H136ZM140 5V4H139ZM138 5V6H139ZM143 5V4H142ZM152 5V4H151ZM172 5V4H171ZM171 5H169L168 6V10H169V8L172 10V7H170ZM177 4H173L172 6H174L173 8V10H175V6H176ZM202 5H203V7H202ZM38 6V5H37ZM135 6V5H134ZM152 6H154V5H152ZM151 6V7H152ZM165 6V5H164ZM177 6H179V7H176V11L177 10H179L180 9V7L181 6H183V3L181 4V3H179ZM133 7V6H132ZM142 7V6H141ZM141 7H139L140 9H142ZM149 8H150V6H148ZM155 7V6H154ZM153 7V8H154ZM216 7H218V6H216ZM133 8H136V7H133ZM144 8H145V11H147L148 9L146 8V5L144 6ZM153 8H151L152 10H153ZM166 7H164V9H165ZM178 8V9H177ZM193 8V7H192ZM196 8V7H195ZM243 8V9H242ZM251 8H255V9H257V11H253L252 10V13L250 12V13H246V12H249V11H251L250 9ZM147 9V10H146ZM207 9V8H206ZM205 9V10H206ZM136 10V9H135ZM155 10H157V9H155ZM155 10H154V12H155ZM159 10H160V13H162L163 14V12H161V9L159 8ZM158 10V11H159ZM168 10H166V13L168 12L169 13V11ZM190 10H191V8H190ZM190 10H188V13H192V11H190ZM198 10H199V7H198ZM195 11V13L196 12H199V11ZM247 10V11H246ZM132 11H134V10H132ZM131 11V13L133 14V12ZM136 11H138V10H136ZM141 11V10H140ZM140 11L138 12V14L140 13ZM144 11V10H143ZM149 11V10H148ZM157 11V12H158ZM162 11H163V8H162ZM165 11V10H164ZM190 11V12H189ZM236 11V13H234ZM246 11V12H245ZM126 12H128V11H126ZM135 12V11H134ZM175 11H173V13H174ZM206 12V13H207ZM150 13H151V11H150ZM150 13H148V14H150ZM165 13V12H164ZM167 13V14H168ZM172 13V12H171ZM170 13V14H171ZM172 13V14H173ZM194 13V12H193ZM194 13V14H195ZM201 13V12H200ZM205 13V12H204ZM125 14V13H124ZM124 14L122 13L121 15H123L124 16ZM129 14V16H130V13H128ZM144 14V13H143ZM143 14H141V16H145L146 15V12H145V14L143 15ZM153 15H154V13H152ZM151 14V15H152ZM159 14V13H158ZM167 14H164V15H167ZM185 14H187V13H185ZM201 14H203V10H202V13ZM120 15V14H119ZM134 15H136V14H134ZM134 15L133 16H130L131 18H134ZM150 15V16H151ZM157 15V14H156ZM169 15V14H168ZM167 15V16H168ZM173 15H175V14H173ZM190 15V14H189ZM205 15V14H204ZM113 16V15H112ZM116 16V15H115ZM118 16V15H117ZM122 16V17H123ZM127 16V15H126ZM125 16V17H126ZM138 16V15H137ZM149 16V15H148ZM147 16V17H148ZM150 16H149V18H150ZM160 16V14L158 15V17ZM169 16H171V15H169ZM185 16V15H184ZM196 16V15H195ZM194 16V17H195ZM200 16H202V15H200ZM121 16H120V18H122ZM147 17H145V19H143V21L144 20H146V22L147 21H151V22H147V23H151V24H153V21L154 22H156V21H158L159 20V18H158V20H156V18H155V20H151V19H154V18H151L150 20H147L146 18ZM153 17V16H152ZM156 17V16H155ZM172 17V16H171ZM176 17V16H175ZM182 17V16H181ZM189 17V16H188ZM191 17V16H190ZM189 17V18H190ZM116 18V17H115ZM115 18H113V19H115ZM119 18V17H118ZM124 18V17H123ZM122 18V19H123ZM127 18V17H126ZM126 18H124L125 20H126ZM140 18V17H139ZM142 18H144V17H142ZM148 18V19H149ZM160 18H162V15L160 16ZM164 18L167 20L169 17H165L164 16ZM177 18V17H176ZM183 18V17H182ZM187 18V17H186ZM197 18V17H196ZM130 19V18H129ZM128 18H127V20H126V23H125V25L126 24H129V23H127V21L129 20ZM135 19V18H134ZM141 19V18H140ZM178 19V18H177ZM181 19V18H180ZM179 19V20H180ZM97 20H98V18H97ZM112 20V19H111ZM137 20V19H136ZM163 21H164V19H162ZM188 20V19H187ZM186 20V21H187ZM192 20H193V18H192ZM195 20V19H194ZM208 20V19H207ZM206 20V21H207ZM93 21V20H92ZM100 21V20H99ZM122 21V20H121ZM140 21V20H139ZM160 21V20H159ZM181 22H182V25H183V23H184V21H182V19L180 20ZM201 21V20H200ZM95 22L96 21H94L93 23L95 24ZM109 22V21H108ZM123 22V21H122ZM122 22H120L119 21V23L120 24H122ZM166 22V21H165ZM189 22V21H188ZM201 22H203V21H201ZM208 22V21H207ZM92 23V22H91ZM92 23V24H93ZM98 23V22H97ZM96 23V24H97ZM118 23V21H117V24H119ZM123 23V24H124ZM143 23V22H142ZM206 23V22H205ZM84 24H85V22H84ZM87 24H89V22L87 23ZM91 24V27H93V25ZM116 24V25H117ZM119 24V25H120ZM122 24V25H123ZM187 24V23H186ZM185 24V25H186ZM192 25V23H189V25ZM193 24V26H195ZM220 24H222V25H220ZM90 25V24H89ZM103 25V24H102ZM145 25H148V24H145ZM184 25V26H185ZM197 25V26H198ZM207 25V24H206ZM219 25V26H218ZM80 26H83V25H81L80 24ZM80 26H78V27H80ZM101 26V25H100ZM178 26H180V25H178ZM183 26V27H184ZM187 26V25H186ZM216 26H218V29H217V27ZM77 27V26H76ZM77 27V28H78ZM85 27H88L86 24H85ZM95 27V26H94ZM121 27V26H120ZM177 27V26H176ZM189 27H191V26H189ZM205 27V26H204ZM69 28H71V27H69ZM68 28V29H69ZM76 28V29H77ZM89 28V27H88ZM100 28V27H99ZM98 27L96 28V30L97 29H99ZM174 28V27H173ZM181 28V27H180ZM186 28V27H185ZM188 28V27H187ZM76 29H74L73 30V32L72 33H75L74 31L76 30ZM85 28H82V35H83V30H84ZM178 29V28H177ZM176 29V30H177ZM191 29V28H190ZM191 29V30H192ZM86 30H87V28H86ZM91 30H95V29H91ZM175 29H174V31H176ZM181 30H184V29H181ZM186 30V32L188 31L187 29H185ZM89 31V30H88ZM98 31V30H97ZM133 31H135V29L134 30H132V32ZM166 31H167V29H166ZM179 31V30H178ZM79 32H81L80 31V29H79ZM86 32V31H85ZM84 32V33H85ZM137 32V31H136ZM142 32V31H141ZM189 32V31H188ZM252 32V34H251V36H248V37H246V35L248 34V33H251ZM91 33V32H90ZM92 33H93V31H92ZM91 33V34H92ZM94 33H95V31H94ZM93 33V34H94ZM166 33V32H165ZM164 32H162L161 34L163 35V34H165ZM168 33H169V31H168ZM167 33V34H168ZM179 33H180V31H179ZM181 33H183V32H181ZM180 33V34H181ZM86 34V33H85ZM89 34V33H88ZM92 34V35H93ZM114 34V31L113 30H106V33H105V36H107V37H110V36H112ZM175 34V33H174ZM173 34V35H174ZM184 34V33H183ZM187 34H189V33H187ZM47 35H49V34H47ZM53 35V34H52ZM51 35V36H52ZM77 35H78V31H77ZM90 35V34H89ZM95 35V34H94ZM93 35V37L92 36H88V37H90V38H87V37H85V36H87V34L86 35H83V37H81L82 38V43H84V45H86V43L85 42H83V38L85 37V41L87 42V40L89 39H91V37L92 38H97L96 36H94ZM134 36H136V34H133ZM151 36L152 35H154L153 34V32L150 34ZM157 35H160V34H157ZM161 35V36H162ZM179 35V34H178ZM148 36L149 35H147V38H148ZM154 36H156V35H154ZM153 36V38L152 37H149V38H151V39H156L157 40V38H155ZM160 36V37H161ZM164 36V35H163ZM175 36V35H174ZM213 36V37H212ZM57 37H60V36H57ZM78 37H79V35H78ZM140 37H142V36H140ZM173 37V36H172ZM171 37V38H172ZM176 38L178 37V36H175ZM175 37H173V38H175ZM212 37V38H211ZM49 38H50V35H49ZM49 38H47V39H49ZM52 38V37H51ZM54 38V37H53ZM56 38V37H55ZM86 38H87V40H86ZM116 38H118V37H116ZM116 38H114L115 40H117ZM123 38H125V37H122V39ZM132 38H134L135 39V37H133V36H131V39ZM137 38V37H136ZM139 38V37H138ZM148 38V39H149ZM168 38H169V36H168ZM221 38H223V39H221ZM57 39V38H56ZM58 39H60V38H58ZM57 39V40H58ZM126 39V38H125ZM128 39V38H127ZM126 39V40H127ZM130 39V38H129ZM127 40V42L128 43H130V46L129 47H131V42L133 41H131V40ZM144 39H145V41H147V43H148V39L146 40V38L144 37ZM150 39V41L149 42H151L152 40ZM158 39H159V37H158ZM161 39V38H160ZM159 39V40H160ZM166 39H167V37H166ZM221 39V40H220ZM50 40V39H49ZM56 40V41H57ZM62 39H60V41H61ZM93 40V39H92ZM92 40L90 41V42H92ZM100 40V39H99ZM99 40H95V41H93L94 43H96V44H99L100 43V41ZM120 40V39H119ZM139 40V42H137ZM138 40H136V44L137 45H140L141 46V44H139L140 42H142V39H138ZM141 40V41H140ZM155 40V41H156ZM158 40V41H159ZM164 40V39H163ZM168 40V39H167ZM166 40V41H167ZM169 40H171V39H169ZM214 40V41H213ZM36 41V40H35ZM47 41V40H46ZM53 41V40H52ZM98 41H99V43H98ZM111 41V40H110ZM110 41H108L109 42V44H107V50H108V55H107V57H106V59H110V61H111V59H115V61L114 62H117V61H121V59H124L125 61L126 60H129L127 57H122L119 53H121L122 54V51H123V49H127V47H123V49H122V51H121V49H120V52L117 54L116 52L118 51L116 48L114 49L113 47V49H108L111 45H113V39H112V41L110 42ZM122 41V43H123V40H121ZM120 41V42H121ZM155 41L153 40L151 43H155ZM157 41V42H158ZM160 41H162V40H160ZM58 42V41H57ZM91 43L92 45H94V43ZM124 42H126V41H124ZM165 42V41H164ZM217 42V41H216ZM54 43H55V41H54ZM60 43V42H59ZM58 43V44H59ZM88 43H89V41H88ZM119 43V42H118ZM150 43V45H152ZM163 43V42H162ZM209 43V44H208ZM38 44V43H37ZM91 44H89V46H87L86 45V47L88 48V47H90L91 49L93 48V47H91L92 45ZM127 44V43H126ZM132 44H134V42H132ZM144 44V43H143ZM160 45H161V42L159 43ZM33 45H35V44H33ZM33 45H32V47H33ZM57 45V44H56ZM56 45H54L55 47H56ZM80 45H81V43H80ZM118 45V44H117ZM146 45L147 44H144V48H146ZM149 45V44H148ZM212 45V46H213ZM31 45H29V47H30ZM35 46H37V45H35ZM77 46V45H76ZM95 46V45H94ZM114 46V45H113ZM116 46V45H115ZM139 46V48L142 50V48H143V46H142V48ZM153 46V45H152ZM152 46H150L151 48H152ZM156 45H154L153 47H155ZM159 46V45H158ZM163 46V45H162ZM211 46V45H210ZM69 47H71V46H69ZM68 47V48H69ZM83 47V46H82ZM85 47V46H84ZM133 47V46H132ZM134 47H135V45H134ZM148 47V46H147ZM31 48V47H30ZM33 48H35V47H33ZM40 48V47H39ZM75 47H74V45H73V49H74ZM86 48V49H87ZM89 48V49H90ZM159 48V47H158ZM162 48V47H161ZM22 49V48H21ZM24 49V48H23ZM36 49V48H35ZM59 48H56V49H54L55 51L56 50H58ZM69 49H71L72 50V48H69ZM68 49V51H70ZM80 49H81V47H80ZM79 49V50H80ZM85 49V48H84ZM130 49V48H129ZM209 49V48H208ZM39 50V49H38ZM37 50V51H38ZM40 50H42L43 51V49H40ZM46 50V49H45ZM53 50V51H54ZM81 50H83V49H81ZM131 51L133 50V48L132 49H130ZM137 50V49H136ZM150 51V50H148V49H145V51ZM153 50H155V48L153 49ZM152 50V53L154 52L155 53V51H153ZM159 50H161V49H159ZM164 51H166V48H164L163 49ZM217 50V51H218ZM25 51V50H24ZM23 51V52H24ZM27 51V53L29 54V52L28 51H30L29 49L28 50H26ZM61 51V50H60ZM64 51H66L67 52V49L66 50H62V54H64ZM86 51V50H85ZM131 51H130V53H131ZM157 51H158V49H157ZM162 51V50H161ZM22 52V53H23ZM41 52V51H40ZM44 52V51H43ZM46 52L47 53H50V52H52V51H50V52H48L47 50H46ZM58 52V51H57ZM87 52V51H86ZM124 52H126L127 53V50H125ZM142 52V51H141ZM143 52H144V50H143ZM142 52V53H143ZM163 52V51H162ZM61 53H59V54H61ZM81 53H83V52H81ZM126 53H124V55L123 56H126ZM150 53H151V51H150ZM151 53V54H152ZM45 54V53H44ZM43 54V55H44ZM57 55V53L56 54H53L52 53V55H57V56H60V55ZM145 54V53H144ZM156 54V53H155ZM159 54H163V53H160L159 52ZM260 54V55H259ZM32 55V54H31ZM51 55V56H52ZM120 55V57L118 58L117 56H119ZM129 55V54H128ZM127 55V56H128ZM139 55V54H138ZM141 55H143V54H141ZM150 55V54H149ZM25 56V55H24ZM23 56V57H24ZM27 56V55H26ZM45 56H47V55H45ZM45 56L43 57V58H45ZM49 56V55H48ZM50 56V57H51ZM140 56V55H139ZM145 56H146V58H145ZM161 56V55H160ZM159 56V57H160ZM258 56L260 57V58H258ZM28 57V56H27ZM40 57V56H39ZM130 57V56H129ZM207 57H209V56H207ZM206 57V58H207ZM28 58H30V57H28ZM27 58V59H28ZM38 58V57H37ZM56 58V57H55ZM215 58H213V59H215ZM24 59H25V57H24ZM46 59V58H45ZM45 59H43L44 61H45ZM54 59V58H53ZM117 59H119V60H117ZM132 59V58H131ZM150 59V58H149ZM208 59V58H207ZM40 60V59H39ZM38 60V61H39ZM42 60V61H43ZM50 61H52V59H49ZM49 60H46V63H48L49 62ZM117 60V61H116ZM206 60V59H205ZM27 61V60H26ZM29 61V60H28ZM48 61V62H47ZM210 61V60H209ZM133 62H135L136 64H134L133 65ZM207 62H208V60H207ZM212 62H215V60H213ZM211 62V63H212ZM28 63V62H27ZM31 63V62H30ZM43 63V62H42ZM43 64V67H42V70L41 71H44L43 69H45L46 68V66L48 67V64L49 65H53V64H51V62H49L48 64ZM53 63V62H52ZM122 63V62H121ZM210 63V62H209ZM25 64V63H24ZM107 64V65H106ZM111 64V65H110ZM29 65V64H28ZM28 65H26L25 64V66H28ZM122 65V66H121ZM133 65V66H132ZM158 65V66H157ZM23 66V65H22ZM29 66H31V65H29ZM28 66V67H29ZM40 66H42V64H40ZM204 66V65H203ZM206 66V65H205ZM51 68V70H52V72H48L49 71V69ZM48 67V71H47V68L45 69L50 75H52V73L53 72H55V71H53V67H51V66H49ZM104 67V66H103ZM125 67L127 70H123V68ZM129 67H131V68H129ZM144 67H142L141 68V66H140V68L141 69H143ZM153 67H155V68H153ZM211 66L209 65V68H210ZM230 67V66H229ZM23 68V67H22ZM87 68H88V66H87ZM115 68H116V65H115ZM124 68V69H125ZM129 68V69H128ZM149 68V67H148ZM203 68V67H202ZM206 68V67H205ZM233 68V67H232ZM232 68H231V70H232ZM24 69V68H23ZM39 69V71L37 72V73H41L42 74V76L44 75L42 72H40V67L38 68ZM146 69H144L145 71H144V73L146 74L147 73V71H146ZM228 69H230V68H228ZM233 69H235V68H233ZM35 70V69H34ZM37 70V69H36ZM50 70V71H51ZM70 71L72 70V69H69ZM84 70V69H83ZM87 70V69H86ZM105 70V69H104ZM116 70V69H115ZM117 70H119V69H117ZM137 70V72H135ZM209 69H207V71H208ZM19 71V70H18ZM45 71V72H46ZM58 73H56L57 74V77H55L56 78V81H55V78H53V80H54V83H58L59 82V79L61 78V80H63V78L64 77H66L64 74H67L69 71L67 70L66 72L64 71V72H61V71H58V70H56ZM113 71V72H112ZM199 71H201V72H199ZM225 71H227V69H225ZM33 72H35V71H33ZM36 72L35 73H33V75L34 74H36ZM84 72H86V71H84ZM138 72L142 75V76H140L139 74H138ZM148 72V73H149ZM204 72H205V69H204ZM209 72V71H208ZM47 73V74H48ZM137 73V74H136ZM46 74V75H47ZM48 74V75H49ZM59 74H61V75H59ZM64 76H63V75ZM133 74H134V76H133ZM196 74V77L194 76ZM33 75H31L32 77L31 78H35L37 75L39 76V74H36V76H33ZM47 75V76H48ZM55 75V74H54ZM135 75H138V76H140L139 78L141 79V77H143L141 80H140V82L138 81L139 79H137V77L138 76H135ZM147 75V74H146ZM45 76V75H44ZM45 77V78H49L50 76H48V77ZM78 76H80L79 78H82V79H78ZM82 76V77H81ZM196 78H194V77ZM52 77V76H51ZM51 77H50V80H51V82H52V79H51ZM193 77V78H192ZM200 77V76H199ZM37 78H39V77H37ZM36 78V79H37ZM194 79V80H192V79ZM2 79V78H1ZM89 79H93V80H91V81H93V82H91V83H88L86 80H89ZM192 80L191 82H188L189 80ZM4 80H6V79H4ZM40 80H41V78H40ZM39 80V81H40ZM46 80H48V79H46ZM60 80V82L59 83H61L62 84V81ZM65 80V79H64ZM81 80H82V82H83V80H85L87 83L83 86V83L81 82ZM198 80H200V79H198ZM3 81V80H2ZM30 81H31V79H30ZM36 81V80H35ZM34 81V82H35ZM67 81V80H66ZM70 81L71 80H69V82L68 83H70ZM71 81V82H72ZM82 83V87H81V84H79L80 82ZM84 81V82H85ZM147 81H149V82H156V84H151L150 83V85L148 84L149 82H147ZM33 82V83H34ZM41 82V81H40ZM46 82V81H45ZM64 82V81H63ZM67 82H64L63 84H64V86H65V83H67ZM89 82H90V80H89ZM132 83V85H133V82H134V80L133 81H131ZM137 82H139L138 84H137ZM147 82V84H145ZM4 83V82H3ZM2 83V84H3ZM29 83V82H28ZM49 83V82H48ZM67 83V85L65 86V87H67L68 85H70V84H68ZM188 83H189V85H188ZM24 84V83H23ZM36 84H39V83H36ZM34 85V84H33ZM42 85V84H41ZM51 85H54V84H51ZM51 85H50V88H51ZM59 85V84H58ZM58 85H56V86H58ZM72 85V86H73ZM149 85V86H148ZM30 86V85H29ZM63 85H62V87H64ZM198 86V85H197ZM24 87V86H23ZM36 89H38L37 88V86L35 85L34 86ZM59 87V86H58ZM65 87H64V89H65ZM107 87V89H105V86H104V89H101V88H98V90H105L106 92H107V90H108V86H106ZM122 87V88H123ZM132 86H130V88H131ZM146 87V88H145ZM149 87V88H150ZM20 88H22V87H20ZM46 88V87H45ZM53 88H55V86L53 87ZM57 88V87H56ZM71 88V85L69 86V89ZM75 88H77V87H75ZM74 88V86H73V90L75 89ZM118 88H120V87H118ZM195 88V87H194ZM198 87H196V89H197ZM59 89V88H58ZM57 89V90H58ZM61 89V88H60ZM63 89V88H62ZM63 89V90H64ZM67 89V88H66ZM65 89V90H66ZM111 89H109V90H111ZM126 87H125V91H123V93H126V95H124L123 93V95L124 96H127L128 94H127V92H126ZM132 90V92H136V90H134L135 88H131ZM192 89H193V87H192ZM191 89V90H192ZM195 89V90H196ZM20 90V89H19ZM18 90V91H19ZM22 90V89H21ZM20 90V91H21ZM24 90V89H23ZM28 90V89H27ZM40 90V89H39ZM45 90V89H44ZM53 90H55V89H53ZM68 90V89H67ZM109 90H108V92L107 93H111L112 91H114V90H112L111 92H109ZM121 90V89H120ZM128 90V89H127ZM198 90V89H197ZM2 91V90H1ZM31 91H33V93H34V91H35V89H33V90H31ZM43 91V90H42ZM59 91V90H58ZM76 91V90H75ZM119 91V90H118ZM192 91H194V90H192ZM15 92V91H14ZM45 92H48V90L46 91L45 90ZM64 92V91H63ZM72 92V91H71ZM93 92V91H92ZM91 92V93H92ZM104 92V91H103ZM105 92V93H106ZM131 92V93H132ZM135 92L133 93V94H135ZM142 92L144 93V94H142ZM152 92L154 93V94H152ZM220 92V91H219ZM16 93V92H15ZM40 93V92H39ZM49 93V92H48ZM91 93H89L88 94V96L87 95H85L84 96V98L85 99H89V95H92ZM105 93H103V95L105 96V99H108V94L106 95ZM130 93V94H131ZM184 93H186V92H183V94H181V95H179L180 97H179V100H180V98L182 99V101H180V105L182 106V107H184L185 105L186 106H188V104L190 103L189 101H190V97H189V100H188V102L189 103H187V100L185 101L183 98L185 97V94ZM189 93V92H188ZM187 93V94H188ZM190 93H192V94H194L193 92H191L190 91ZM188 94V95H190L191 96V94ZM195 93H196V91H195ZM38 94V93H37ZM36 94V95H37ZM41 94V93H40ZM44 93H42L41 94V97H42V95H43ZM60 94V93H59ZM95 94H97L96 92H95V90H94V96L96 97V95ZM117 94H119L120 95V97L117 95ZM122 94L119 92V93H117L116 92V96L117 97H119L120 99H121V96H122ZM130 94H129V96H127L128 97V100L129 101H131V100H133L134 99V101H136L137 100V95H136V97H132L131 96V100H130ZM12 95V94H11ZM15 95H17V94H15ZM14 95V96H15ZM22 95V94H21ZM20 95V96H21ZM27 95V94H26ZM33 95V94H32ZM36 95L33 97L34 99H32V102H34V101H36V99L38 98H35L36 97ZM64 95V94H63ZM93 95H92V97H93ZM99 96H100V93L98 94ZM132 95V94H131ZM187 95V96H188ZM196 95V94H195ZM13 96V97H14ZM18 96V95H17ZM16 96V97H17ZM29 96V95H28ZM27 96V97H28ZM31 96V95H30ZM37 96H39V95H37ZM50 96H52V95H50ZM60 96H62V94H60ZM60 96H57V98H59ZM86 96H87V98H86ZM104 96H103V102H105V100H104ZM108 96V97H107ZM110 96H111V94H110ZM115 96V95H114ZM182 96H183V98H182ZM32 97V96H31ZM41 97H39V98H41ZM83 97V96H82ZM82 97H80L79 99H81ZM91 97V96H90ZM91 97V98H92ZM95 97H93V99L95 98ZM126 97V98H127ZM194 96L192 95V98H193ZM29 98V97H28ZM64 98H68V97H64ZM70 98V97H69ZM78 98V97H77ZM83 98V100H85ZM187 99H188V97H186ZM191 98V100H193ZM18 99H19V97H18ZM26 99V98H25ZM54 99V98H53ZM56 99V98H55ZM54 99V100H55ZM63 99V98H62ZM61 99V100H62ZM93 99H91V100H93ZM114 99V98H113ZM115 99H116V97H115ZM21 100H22V96H21ZM34 100V101H33ZM68 100V99H67ZM97 100V99H96ZM117 101H118V99H116ZM140 100V99H139ZM178 100V101H179ZM30 101V100H29ZM65 101V100H64ZM68 101H71V100H68ZM74 101H76V99H74ZM73 101V102H74ZM101 101V100H100ZM114 101V100H113ZM113 101H112V103H113ZM121 101H122V99H121ZM176 101V102H175ZM23 102H26V101H23ZM31 102V103H32ZM37 102V101H36ZM61 102V101H60ZM89 102H90V100L88 101V105H90L89 104ZM97 102V101H96ZM95 102V103H96ZM109 103H110V101H108ZM133 102V101H132ZM192 102V101H191ZM30 103V104H31ZM35 103V102H34ZM71 103V102H70ZM76 103H77V106H75V104L73 105V107L75 106L76 108H78L79 109V111H80V109L81 108H87L88 106H87V102L85 103V101H84V103H83V106L81 107H79L78 105V101H76ZM93 106H94V109L97 111V110H101V109H105V108H99V106L97 105L98 103H93V101H91L90 102ZM117 104L118 102H115L114 101V103L113 104ZM119 103H121L120 101H119ZM129 103V102H128ZM128 103H126V105L128 104ZM134 103V102H133ZM136 103H139L138 101H136ZM150 103V104H149ZM28 104V103H27ZM26 104V105H27ZM29 104V105H30ZM68 104V103H67ZM67 104H65L66 106H67ZM105 104V103H104ZM135 104V103H134ZM25 105V104H24ZM64 105V104H63ZM62 105V106H63ZM92 105H90L89 107H91L92 108ZM111 105V104H110ZM110 105H107V106H109V107H107V109L105 110L106 111V113L108 112V110L110 109ZM118 105V104H117ZM133 105V104H132ZM147 105H149V106H147ZM57 106V105H56ZM61 106V107H62ZM66 106H64V107H66ZM70 106V105H69ZM85 106H87V107H85ZM98 106V108L96 109V107ZM123 106H125V105H123ZM122 106V107H123ZM176 106V107H175ZM71 107H72V104H71ZM71 107H69V109L71 108ZM122 107H120L119 109V111H122V110H124ZM126 107V106H125ZM145 107H147V108H149V109H146ZM59 108V110H63V108H61L60 109V107H58ZM83 108V109H84ZM122 108V109H121ZM178 108H179V106H178ZM5 109H7V107H5ZM30 109H31V106H30ZM30 109H28V110H30ZM66 110H67V108H65ZM75 108H71V110H74ZM78 109H77V111H78ZM88 109V108H87ZM87 109H85V110H87ZM93 109V108H92ZM93 109V110H94ZM112 109V110H113ZM129 109V108H128ZM136 109H139V110H137V113H140V114H138V116L139 115H141V117L139 116V118H138V116H136ZM146 109V110H145ZM8 110V109H7ZM27 110V111H28ZM58 110V109H57ZM61 110V111H62ZM76 110V109H75ZM89 110H90V108H89ZM88 110V111H89ZM94 110V111H95ZM98 111L99 113L101 112V111ZM112 110H111V112H112ZM181 110V109H180ZM180 110H179V113H180ZM198 110H200V109H198ZM27 111L25 112L26 114H27ZM77 111H75L74 113V115H76V112ZM78 111V112H79ZM81 111H82V109H81ZM135 111V112H134ZM182 111V110H181ZM50 112V111H49ZM77 112V113H78ZM87 112V111H86ZM92 113H93V115H95L94 113H96V112H93V111H91ZM111 112H110V110H109V112L107 113V114H111ZM131 112V111H130ZM151 113V115H150V113ZM184 112V111H183ZM8 113V112H7ZM22 113V112H21ZM62 113H64V112H61V114ZM90 113V112H89ZM88 113V114H89ZM92 113H90V116H91V114ZM101 113H105L104 112V110H103V112H101ZM101 113H100V118H101V120H103V118H104V116H101ZM105 113V114H106ZM182 113V112H181ZM180 113V114H181ZM185 113V112H184ZM184 113H182V114H184ZM209 113V112H208ZM9 114V113H8ZM25 114V115H26ZM84 115H85V113H83ZM88 114H87V116H88ZM97 114V113H96ZM106 114V115H107ZM120 114V115H119ZM135 114V115H134ZM149 114V115H148ZM175 114H177V115H175ZM24 115V116H25ZM80 115V114H79ZM79 115L77 116V117H79ZM119 115V116H118ZM23 116V117H24ZM43 116H44V114H43ZM53 116H55V117H53ZM81 117L83 116V115H80ZM133 116H136L137 118L136 119H134V120H132L131 121V118L133 117ZM179 116H181V115H179ZM231 116V115H230ZM6 117V116H5ZM18 117V116H17ZM52 117H53V119L54 120H52ZM64 117V118H63ZM76 117V119H75V122H76V120L78 119ZM96 117H97V115L95 116V118H94V120H96V121H93V122H90V125L91 124H95V123H97V120H99L100 118H99V114H98V118L96 119ZM183 117V116H182ZM196 117V116H195ZM204 117V116H203ZM22 118V117H21ZM48 119H50L49 117H47ZM63 118V119H62ZM69 118V117H68ZM86 118V117H85ZM134 118V117H133ZM185 118V117H184ZM207 118V117H206ZM19 120H20V118H18ZM18 119H17V121H18ZM61 119V120H60ZM80 119V118H79ZM78 119V120H79ZM84 119V118H83ZM93 119V118H92ZM91 119V120H92ZM177 119V118H176ZM179 119V118H178ZM196 119V118H195ZM205 119V118H204ZM2 120V119H1ZM4 120V119H3ZM2 120V121H3ZM6 120H7V118H6ZM77 120V121H78ZM81 120V119H80ZM88 120V119H87ZM90 120V119H89ZM184 120V119H183ZM183 120H182V122H183ZM16 121V123H18ZM21 121V120H20ZM49 121V120H48ZM48 121H46V122H48ZM64 121V120H63ZM68 121V122H67ZM82 121V120H81ZM174 121H176V120H174ZM185 121V120H184ZM198 121H199V119H198ZM204 121V120H203ZM84 122H85V120H84ZM180 122H181V120H180ZM192 122H193V120H192ZM206 122V121H205ZM6 123H7V121H6ZM5 123V124H6ZM63 123V122H62ZM74 123V122H73ZM82 123V122H81ZM80 123V124H81ZM87 123V122H86ZM85 123V124H86ZM112 123V122H111ZM176 124H177V121L175 122ZM4 124V125H5ZM11 124V123H10ZM80 124H79V126H80ZM84 124V125H85ZM173 124V125H172ZM2 125V124H1ZM72 125V126H71ZM82 125H83V123H82ZM89 125V124H88ZM92 125V126H93ZM184 125H185V123H184ZM12 126V125H11ZM11 126H9V128H11ZM14 126H17V125H14ZM65 126V127H64ZM92 126H91V128H92ZM185 126H187V125H185ZM6 127V126H5ZM4 127V128H5ZM40 127V128H41ZM84 127V126H83ZM82 127V128H83ZM85 127H86V125H85ZM90 127V126H89ZM88 127V128H89ZM179 127V126H178ZM200 127V126H199ZM7 128H8V125H7ZM14 128V127H13ZM16 128V127H15ZM18 128V127H17ZM40 128H38V131L39 132H41V130H39ZM79 128V127H78ZM80 128H81V126H80ZM79 128V129H80ZM170 128V130H168V129ZM183 128H185V127H183ZM58 129H62V130H60V134H59V132H58ZM77 129V128H76ZM75 129V130H76ZM87 129V128H86ZM86 129H84V131L86 130ZM181 129V128H180ZM203 129V128H202ZM5 130H7V129H5ZM5 130H2V132L3 131H5ZM10 130V129H9ZM14 130V129H13ZM13 130H12V135L14 136V134H13ZM16 130V129H15ZM89 130H90V128H89ZM182 130V129H181ZM184 130V129H183ZM182 130V131H183ZM186 130V129H185ZM185 130H184V132H185ZM16 131H18V130H16ZM15 131V132H16ZM79 132H80V130H78ZM82 131V130H81ZM1 132V131H0ZM79 132H77V133H79ZM181 132V131H180ZM5 133H7V132H5ZM11 133V132H10ZM62 133V134H61ZM74 133H76V131H74ZM81 133V132H80ZM82 133H83V131H82ZM81 133V134H82ZM191 133V132H190ZM2 134V133H1ZM19 134L22 136V134H21V132L19 131ZM39 134V135H38ZM37 134V136H38V140H40V137H42V136H40V134L41 133H38ZM59 134V135H58ZM84 134V133H83ZM223 134V133H222ZM226 134V133H225ZM224 134V135H225ZM5 135V134H4ZM36 135V134H35ZM1 136H3V135H1ZM0 136V137H1ZM8 136H9V138H10V135H9V133H8ZM12 136V137H13ZM59 136V137H58ZM76 136V135H75ZM80 136V135H79ZM78 136V137H79ZM178 136H180V135H178ZM181 136H182V134H181ZM186 136V135H185ZM4 138H5V136H3ZM12 137H11V140H12ZM43 137H44V134H43ZM47 137H44V138H47ZM56 137V140H54V138ZM58 137V138H57ZM83 137V136H82ZM167 137V138H166ZM183 137V136H182ZM6 138H7V136H6ZM5 138V139H6ZM8 138V139H9ZM31 138H35L34 136H32ZM74 139V141L73 140H71V139ZM166 138V139H165ZM1 139V138H0ZM4 139V140H5ZM51 139H53V140H51ZM79 139V140H78ZM157 139H161L162 141L164 140L165 142H164V147L162 148V146L160 145V151H162L161 152V154H160V158H159V163L158 162H156V160H153V161H155V162H153L152 161V159L153 158H151V156H150V158H148V159H146L147 158V156L149 155V154H151V152L149 153V151H151V148L153 147V146H155V144H153L154 142H152L153 140H157ZM178 139V138H177ZM3 140V141H4ZM34 140V139H33ZM33 140L32 141H30L29 140V143L30 142H33ZM44 140V142H45V140L46 139H43ZM61 139H59L58 141L59 142H61L60 141ZM168 140H167V142H168ZM169 140V141H170ZM6 141V140H5ZM51 141V142H50ZM55 141V142H54ZM64 141V142H63ZM104 141V142H103ZM176 141V140H175ZM178 141V140H177ZM179 141H180V139H179ZM2 141H0V143H1ZM38 142V141H37ZM41 142H42V138H41V140H40V142H39V144L41 145ZM75 142V143H74ZM99 142V141H98ZM6 143H7V141H6ZM49 143L47 144V145H49ZM57 143V142H56ZM97 143V142H96ZM159 143H161V142H159ZM158 143V144H159ZM170 143V142H169ZM179 143V142H178ZM2 144V143H1ZM5 146H6V144L5 143H3ZM38 144V143H37ZM38 144V145H39ZM61 144H65V145H61ZM100 144V145H101ZM158 144H156L157 146H159ZM162 144H163V142H162ZM179 144H181V143H179ZM22 145V144H21ZM24 145V144H23ZM22 145V146H23ZM25 145H27V143L25 144ZM28 145V146H29ZM36 145V144H35ZM38 145H36L37 147H38ZM56 145V144H55ZM172 145V144H171ZM170 145V146H171ZM1 146V145H0ZM27 146V147H28ZM34 146V145H33ZM45 146V145H44ZM60 146L58 147V148H60ZM63 146V147H62ZM156 146V147H157ZM177 146V145H176ZM183 146V145H182ZM181 146V147H182ZM40 147V146H39ZM46 147H51V145L50 146H46ZM76 147V148H75ZM91 147V146H90ZM168 147H169V145H168ZM174 147V146H173ZM1 148H3V147H1ZM0 148V149H1ZM23 148V147H22ZM22 148H20V149H22ZM33 149H34V147H32ZM41 149L43 148V147H40ZM57 148V149H58ZM154 148V147H153ZM178 148V147H177ZM4 149V148H3ZM19 149V151H21ZM25 149V148H24ZM24 149H23V151H24ZM35 149H36V147H35ZM51 149V148H50ZM180 149V148H179ZM18 150V149H17ZM27 150H28V148H27ZM95 150V149H94ZM153 150V149H152ZM156 150H157V148H156ZM0 151H2V149L0 150ZM52 151V150H51ZM159 151V150H158ZM36 152V151H35ZM45 152V151H44ZM153 152V151H152ZM154 152H157V151H154ZM1 153H3L4 154V152H0V154ZM23 153V152H22ZM149 153V154H148ZM16 154V153H15ZM18 154V153H17ZM16 154V155H17ZM94 154V155H93ZM155 154V153H154ZM181 154V153H180ZM90 155V154H89ZM156 155H157V153H156ZM156 155H154V156H156ZM158 155H159V153H158ZM183 155V154H182ZM1 156V158H0V162L2 163V160L4 161L5 160V158L2 156V155H0ZM11 153H9L8 152V155L6 156V160H5V162L7 161H9L10 159H11ZM23 156V155H22ZM21 156V157H22ZM146 156V157H145ZM175 156V157H174ZM180 156V155H179ZM91 157V158H90ZM97 158V155H95L92 159H95V161L96 160H98V159H96ZM153 157V156H152ZM162 157V158H161ZM4 158V159H3ZM24 158V157H23ZM45 158H47V159H45ZM86 158H87V156H86ZM156 158H157V156H156ZM180 158V157H179ZM18 159V158H17ZM91 159V160H92ZM21 160H22V158H21ZM20 160V161H21ZM103 160V161H102ZM177 160H179V159H177ZM11 161V160H10ZM13 161H16V160H14L13 159ZM19 161V162H20ZM23 161V160H22ZM26 161V162H27ZM93 161V160H92ZM94 161V162H95ZM170 161V160H169ZM4 162V163H5ZM17 162V161H16ZM91 162V164L89 165L88 163H90ZM174 162V161H173ZM15 163V162H14ZM172 163V162H171ZM17 164V163H16ZM20 164V163H19ZM88 164V165H87ZM92 164H93V166H95L94 168H92V167H88V168H86L85 166L87 165V166H92ZM96 164V163H95ZM149 164V165H148ZM38 165H37V168L38 169H42V168H39L38 167ZM147 165V166H146ZM164 165V164H163ZM2 166H3V164H2ZM21 166V165H20ZM17 167H18V165H17ZM85 167V168H84ZM164 169H163V168ZM172 167V166H171ZM36 167H35V169H37ZM91 168V169H90ZM170 168V167H169ZM23 169V172H24V167L22 168ZM28 168L26 167V169L25 170H27ZM49 169V168H48ZM82 169V171H80ZM84 169V170H83ZM85 169H88V170H85ZM19 171V170H18ZM31 171V170H30ZM30 171H27V172H30ZM35 171H37V170H35ZM39 171V170H38ZM49 171V170H48ZM13 172V171H12ZM20 172H22V170L20 169ZM27 172H25L26 174H27ZM31 172H33V171H31ZM40 172V171H39ZM39 172H37L38 174H40ZM46 172H47V169H46ZM54 174H55V172H53ZM14 174V173H13ZM19 174V173H18ZM52 174V173H51ZM34 175H36L35 173H34ZM44 175H45V172H44ZM57 175V174H56ZM17 176H19V175H17ZM27 176V175H26ZM25 176V177H26ZM32 176V175H31ZM31 176H29V177H31ZM42 176H43V173H42ZM53 176V175H52ZM51 176V177H52ZM39 177H40V175H39ZM39 177H38V179H39ZM49 177V176H48ZM47 177V178H48ZM18 178H21V176L20 177H18ZM18 178L16 179V180H18ZM23 178V180H25L24 179V176L22 177ZM34 178V177H33ZM46 178V179H47ZM58 178V177H57ZM58 178V179H59ZM28 179V178H27ZM37 179V178H36ZM36 179H34V180H36ZM38 179H37V181H38ZM43 179H44V176H43ZM42 179V180H43ZM49 179V178H48ZM22 180V181H23ZM33 179H31V181H32ZM64 180V181H63ZM74 180V181H75ZM3 181V180H2ZM26 181V180H25ZM28 181H29V179H28ZM28 181H26V182H28ZM39 181H41V179L39 180ZM51 181V180H50ZM55 181H56V178H55ZM74 181H73V183H74ZM137 183H136V182ZM4 182V181H3ZM6 182V181H5ZM13 182V181H12ZM12 182H10V183H12ZM19 182H21V180L19 181ZM30 182V181H29ZM36 182V181H35ZM46 182V181H45ZM59 182V181H58ZM61 182H60V184H61ZM64 182V183H63ZM23 183H24V181H23ZM33 182H31V184H32ZM38 183V182H37ZM36 183V184H37ZM43 183V182H42ZM21 184H22V182H21ZM25 184V183H24ZM22 185L21 187H22V190H24L23 189V186H25V185ZM34 184V183H33ZM32 184V185H33ZM34 185L35 186V188L37 187L38 188V185ZM40 184V183H39ZM43 184H45V183H43ZM49 184V183H48ZM56 184H58V183H56ZM1 185H3V184H1ZM13 185H14V182H13ZM29 185V184H28ZM27 185V186H28ZM32 185H30V186H32ZM17 186H20V183L17 185ZM16 186V187H17ZM39 186H41V185H39ZM42 186H44V185H42ZM52 186V185H51ZM53 186H54V184H53ZM53 186H52V188H53ZM59 186V185H58ZM161 186V185H160ZM9 187H11V185L9 186ZM9 187H8V189H5V190H7V192H9L8 190H9ZM20 187V188H21ZM29 187V186H28ZM33 187V186H32ZM1 188V187H0ZM29 188H31V187H29ZM47 188H49L48 187V185H47ZM52 188H49V189H52ZM54 188H55V186H54ZM57 188V187H56ZM59 188V187H58ZM163 188V189H162ZM19 189V188H18ZM17 189V190H18ZM27 189V188H26ZM34 189V188H33ZM33 189H32V191H33ZM48 189V190H49ZM16 190V189H15ZM161 190V191H160ZM11 191V190H10ZM14 191V190H13ZM12 191V192H13ZM19 191V190H18ZM25 191V190H24ZM27 191L29 192L30 190H28L27 189ZM26 191V192H27ZM49 191H52V190H49ZM49 191L47 192V193H49ZM53 191H54V193L53 194H55V191H56V189L54 190L53 189ZM62 191H60V192H62ZM71 191V192H70ZM19 192H21V191H19ZM6 193V192H5ZM14 193V192H13ZM12 193V194H13ZM15 193L17 194L18 192L17 191H15ZM14 193V194H15ZM51 193V195H52V192H50ZM4 194V193H3ZM9 194V193H8ZM14 194L12 195L13 197H14ZM19 194V193H18ZM29 193H27L26 195H28ZM30 194H31V192H30ZM7 195V194H6ZM5 195V196H6ZM21 195V194H20ZM25 195V196H26ZM51 195H47V196H51ZM150 195V196H149ZM8 196V195H7ZM6 196V197H7ZM11 196V197H12ZM46 196V197H47ZM55 196L57 197V194H55ZM22 197V196H21ZM24 197V196H23ZM53 197V196H52ZM2 198V197H1ZM16 198V197H15ZM25 198V197H24ZM60 198V197H59ZM23 199V198H22ZM52 199V198H51ZM3 200H5L4 198H3ZM12 200V199H11ZM16 200V199H15ZM28 200V199H27ZM48 200H49V198H48ZM58 200V199H57ZM56 200V201H57ZM150 200V199H149ZM13 201H14V199H13ZM18 201H20V200H18ZM18 201H17V203H18ZM55 201V200H54ZM54 201H53V204H54ZM55 201V202H56ZM146 202V203H145ZM8 203H10V204H12L13 205V203H12V201H9ZM153 203V202H152ZM152 203H150V204H152ZM15 204H16V201H15ZM52 204V203H51ZM4 205H5V203H4ZM8 205V204H7ZM6 206V205H5ZM11 206V205H10ZM55 206V208H56V205H54ZM154 206V205H153ZM2 207V206H1ZM4 207V206H3ZM51 207H53V206H51ZM7 208H8V206H7ZM54 208V207H53ZM58 209V208H57ZM45 210V209H44ZM48 210V208L46 209V212H48L47 211ZM51 210V209H50ZM155 210V209H154ZM157 210V209H156ZM2 211H4L3 209H2ZM53 211V210H52ZM57 211H59V210H57ZM7 212H9V211H7ZM54 212H55V209H54ZM144 212H146V210L144 211ZM155 211H153V213H154ZM58 213V212H57ZM57 213H55V214H57ZM5 214H8L9 215V213H5ZM25 215V214H24ZM23 215V216H24ZM28 215V214H27ZM32 215V214H31ZM48 215V214H47ZM2 216V215H1ZM49 216V215H48ZM141 216V217H140ZM26 218H27V216H26ZM29 218H30V216H29ZM32 218H35V217H33L32 216ZM6 219V218H5ZM0 220H1V217H0ZM2 220H3V217H2ZM23 220V219H22ZM24 222L26 221V220H23ZM33 221V220H32ZM34 222V221H33ZM32 222V223H33ZM51 222V221H50ZM20 223V222H19ZM18 223V224H19ZM23 223V222H22ZM52 224V223H51ZM50 224V225H51ZM1 225V224H0ZM5 225V224H4ZM20 225H22V224H20ZM55 225V224H54ZM54 225L52 226V227H54ZM24 226V225H23ZM1 227H2V225H1ZM18 228H19V226H18ZM138 228V229H139ZM52 230H54L53 228H52ZM138 231V230H137ZM136 230H135V232H137ZM54 232V233H53ZM138 233V232H137ZM136 233V234H137ZM206 236L208 235V232H206V233H204ZM45 235V234H44ZM46 236V235H45ZM51 237V238H50ZM142 238V237H141ZM43 240V239H42ZM45 240H46V238H45ZM129 241V240H128ZM205 241V239H204V237L203 238H201V239H199L198 241H197V245H196V247H195V251L193 252V253H195L201 246H202V244H203V242ZM128 243V242H127ZM43 245V244H42ZM126 247H127V245H126ZM78 248H80V250L78 249ZM83 248V249H82ZM41 250V251H42ZM128 250V249H127ZM126 250V251H127ZM72 251V252H71ZM74 252H78V253H76V254H78V255H76V254H74ZM74 255V256H73ZM115 256V257H114ZM115 262V261H114ZM114 262H113V264H114ZM119 262V261H118ZM237 262V261H236ZM236 262H232V263H236ZM238 264H240L239 263V261L237 262ZM243 263V262H242ZM254 264V263H253Z\"/></svg>",
	"mask_w": 264,
	"mask_h": 264
},
{
	"label": "crops",
	"instance_id": "3",
	"mask_svg": "<svg viewBox=\"0 0 264 264\" xmlns=\"http://www.w3.org/2000/svg\"><path fill=\"white\" fill-rule=\"evenodd\" d=\"M55 1V0H54ZM59 1V0H58ZM48 5V2H46L44 5H41V7L43 6V7H45V6H47ZM49 5H51V4H49ZM25 10H30V7L29 8H26Z\"/></svg>",
	"mask_w": 264,
	"mask_h": 264
}]
</instances>
